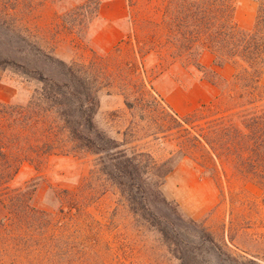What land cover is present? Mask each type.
Returning a JSON list of instances; mask_svg holds the SVG:
<instances>
[{
    "label": "rangeland",
    "instance_id": "1",
    "mask_svg": "<svg viewBox=\"0 0 264 264\" xmlns=\"http://www.w3.org/2000/svg\"><path fill=\"white\" fill-rule=\"evenodd\" d=\"M130 1L0 0V61L17 58L58 78L60 66L53 57L87 72L99 91L98 126L124 149L151 154L165 165L161 172L173 169L161 186L169 202L162 209L180 227L186 264H264V189L201 150L197 127L204 122L181 121L214 102L221 86L210 82L208 71L171 60L162 47L160 54H149L146 40L136 41V35H153L165 0ZM103 5L105 11L123 8L126 17L101 18ZM235 5L237 24L251 30L257 3L235 0ZM214 60L209 51L200 56L205 69L232 80L235 65L217 67ZM38 88L15 66L0 63V104L25 107ZM57 123L49 114L40 128L63 139ZM62 147L44 160L22 164L11 188L35 189L33 204L39 209L59 214L62 207L68 212L74 255L70 264H182L159 232L130 212L117 187L100 172L98 156L69 142ZM190 220L204 227L201 239Z\"/></svg>",
    "mask_w": 264,
    "mask_h": 264
},
{
    "label": "trees",
    "instance_id": "2",
    "mask_svg": "<svg viewBox=\"0 0 264 264\" xmlns=\"http://www.w3.org/2000/svg\"><path fill=\"white\" fill-rule=\"evenodd\" d=\"M254 1L256 21L251 30H245L236 22L235 0H165L161 21L153 22V35L142 37L137 33L136 41L146 40L149 54H160L162 47L171 60L211 74L210 82L221 86L220 96L181 121L188 125L204 122L197 127L201 150L213 155L221 165L229 163L238 176L264 189V0ZM163 36L165 42L160 43ZM204 51L214 55L217 67L235 65L232 80H223L215 70L201 65ZM4 58L1 64L15 66L39 88L25 107L0 104V264L72 262L68 212L62 207L59 214L39 209L33 204L35 189L11 188L22 164L35 158L44 160L66 142L78 151L98 156L100 172L117 187L130 212L157 230L168 250L186 264L187 252L179 247L180 227L162 209L169 207V202L161 186L173 169L161 172L165 165L151 154L124 149L121 142L98 126L99 91L92 87L83 69L50 57L60 66V77L56 78L17 58ZM49 114L58 122L56 129L63 139H55L50 128H40ZM190 223L201 239L204 227L194 220ZM210 240L222 250L213 237Z\"/></svg>",
    "mask_w": 264,
    "mask_h": 264
},
{
    "label": "crops",
    "instance_id": "3",
    "mask_svg": "<svg viewBox=\"0 0 264 264\" xmlns=\"http://www.w3.org/2000/svg\"><path fill=\"white\" fill-rule=\"evenodd\" d=\"M105 6L103 5V6H101V9H100V12H99V16L101 17V18H106L107 20H112V21H116V20H120V19H122V18H124V17H126V12H125V10H123V8H121V9H116V8H113V7H110L109 8V10L108 11H105ZM112 10H115V14L113 15V14H111V13H109L110 11H112ZM113 15V16H112ZM116 16H119L118 18H116ZM121 39V38H120ZM119 39V40H120ZM205 56H207V58H209L208 57V54H206ZM213 62V61H212Z\"/></svg>",
    "mask_w": 264,
    "mask_h": 264
}]
</instances>
